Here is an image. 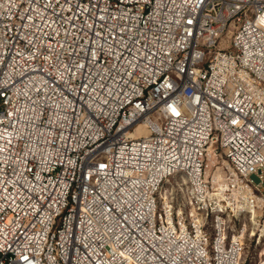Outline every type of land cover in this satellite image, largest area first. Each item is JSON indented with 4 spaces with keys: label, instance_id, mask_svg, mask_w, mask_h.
<instances>
[{
    "label": "built area",
    "instance_id": "2783aa9c",
    "mask_svg": "<svg viewBox=\"0 0 264 264\" xmlns=\"http://www.w3.org/2000/svg\"><path fill=\"white\" fill-rule=\"evenodd\" d=\"M250 207L264 0H0V264H242Z\"/></svg>",
    "mask_w": 264,
    "mask_h": 264
},
{
    "label": "rangeland",
    "instance_id": "374dc122",
    "mask_svg": "<svg viewBox=\"0 0 264 264\" xmlns=\"http://www.w3.org/2000/svg\"><path fill=\"white\" fill-rule=\"evenodd\" d=\"M207 164L210 172L209 181L213 188L211 191L214 192L220 186L222 190H226L228 187L224 173L229 171V167L225 158L217 152L207 159ZM252 212L254 216L251 219L249 214L252 215ZM248 213L239 218L237 214L233 215L228 210L224 214V219L230 232L244 233L242 264H264V235L261 232L264 229V210L254 211L250 207Z\"/></svg>",
    "mask_w": 264,
    "mask_h": 264
},
{
    "label": "bare ground",
    "instance_id": "6f19581e",
    "mask_svg": "<svg viewBox=\"0 0 264 264\" xmlns=\"http://www.w3.org/2000/svg\"><path fill=\"white\" fill-rule=\"evenodd\" d=\"M222 189H223V188L220 186V188L217 187V189H215V191H216L217 194L222 195V193H223V191H224V190H222ZM252 213H254V212H252Z\"/></svg>",
    "mask_w": 264,
    "mask_h": 264
}]
</instances>
